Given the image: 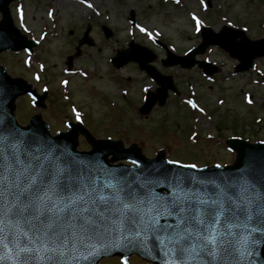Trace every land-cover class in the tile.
I'll use <instances>...</instances> for the list:
<instances>
[{"label":"rangeland","instance_id":"1","mask_svg":"<svg viewBox=\"0 0 264 264\" xmlns=\"http://www.w3.org/2000/svg\"><path fill=\"white\" fill-rule=\"evenodd\" d=\"M11 9L16 25L27 30L30 37L40 40V44L33 54L24 51L1 54L0 63L7 66L13 76H23L33 82L40 91L49 86L48 108L43 112L53 128H63L65 120L76 118L72 114L71 103L63 100L66 97L74 99V104L84 109L86 123L95 129L97 135L104 136L106 132L113 137L128 135L130 137L125 138L127 143L134 140L143 144L150 156L159 148H166L163 145L169 141L168 156L171 158L201 164L232 161L234 157L225 150L222 135L226 137L234 133L233 119L236 116L246 120L248 128L256 125L257 134L253 138L264 139V57L257 59V64L249 71L237 73L234 69L237 60L221 48L211 46L205 54L197 56L221 67L217 75L208 78L198 66L190 70L180 66L165 67L161 63L166 56L165 49L153 42L154 38L166 39L165 44L178 53L196 47L202 39L194 30L193 13L203 21L202 25H209L216 31L225 24L239 28L246 25L244 29L251 38L264 37V0H204V4L201 0H179V3L176 0H18ZM133 13L136 18L134 25L130 21ZM102 25L113 29L110 38L105 37ZM141 27L147 32L141 31ZM87 28H90L89 35L94 45L81 46L80 56L75 59L72 71H68L67 56L75 54ZM131 39L148 46L158 55L154 64L165 74L173 75L175 80L187 82V85L197 83L195 101L213 116L210 118L207 112L197 113L195 122L200 132L197 131L196 135L189 138L192 130L190 117H194V112L178 105L173 97L165 108L155 109L145 117L138 110L123 107L121 85L118 83L126 86L129 77L131 82H136L138 89L143 82H152L136 63L124 66L121 75L116 74L111 58ZM64 81L68 82V91L61 88ZM140 92L142 98L144 91ZM99 93L107 100L115 99L117 108L104 105V96H99ZM250 93H253L252 105L246 103ZM59 107L63 111H59ZM36 110L30 106L28 97L20 98L17 115L21 122L28 120ZM223 114L227 116L225 124L221 121ZM240 118L238 130H235L238 133L248 129L243 127ZM254 118L261 121L252 124L250 121ZM133 122L135 126L143 127V131L122 129L123 125L130 126ZM164 125L168 129L166 137L160 134ZM246 134L251 135L250 132ZM87 147L86 143L80 146ZM102 264L121 263L108 259Z\"/></svg>","mask_w":264,"mask_h":264},{"label":"snow or ice","instance_id":"2","mask_svg":"<svg viewBox=\"0 0 264 264\" xmlns=\"http://www.w3.org/2000/svg\"><path fill=\"white\" fill-rule=\"evenodd\" d=\"M192 19L199 33L203 21L195 13ZM158 186L167 194L156 193ZM103 237L134 248L152 242L164 264H244L264 242V176L247 173L221 184L171 169H126L97 177L66 150L19 131L0 114V264L88 260L100 253Z\"/></svg>","mask_w":264,"mask_h":264},{"label":"water","instance_id":"3","mask_svg":"<svg viewBox=\"0 0 264 264\" xmlns=\"http://www.w3.org/2000/svg\"><path fill=\"white\" fill-rule=\"evenodd\" d=\"M11 0H0V9L3 11V20L0 22V51H2L4 48H7L5 45V42L3 43L4 37L6 38L7 44L9 47H12L15 45V40L18 42V36H19V30L16 29L13 25L12 19L10 17L9 12V2ZM210 33V32H209ZM204 35H209L207 33V30L203 32ZM212 35L218 36L220 34H214ZM243 36V34H242ZM245 39V38H243ZM211 42L220 43L224 47H227V44H224L221 42V40L217 37H212ZM210 42L206 41L199 49L194 50L191 52L190 56L187 57H181L178 60L173 61L172 63H178L181 62L183 66L191 67L194 64L193 56L198 51H203ZM253 44H261L264 46V40L262 41H255L251 42ZM239 52H233L234 55L240 56L241 54H238ZM264 51L257 52L256 54H252L251 57L257 56V55H263ZM241 57V56H240ZM154 57H150V59H153ZM130 59L139 60V56L137 53L131 51V50H124L120 52V54L117 56L116 60L119 61L118 64H121V62H127ZM251 60V59H250ZM200 65L203 66L207 72L213 73L216 68L213 65H208L205 63H201ZM251 65V61L249 63ZM0 72L2 73V76H0V79H3V82H0V114H2L9 125H12L16 127L19 131H23L25 133H31L33 135H38L48 141V143L54 145L55 147L66 150L67 153L71 155L72 148L76 147L77 140L73 136L72 133L66 134L67 136H61L60 139L54 140L52 137L49 136L48 131L49 127L41 118V116H36L32 119L30 125L24 127L21 126L15 119V99L17 96L21 93H24L27 89L29 90L30 87L25 84V82H21L22 80L20 78H11L3 69L0 67ZM18 81V82H17ZM24 86V87H23ZM45 96L41 97V103H44ZM72 147V148H71ZM70 149V150H69ZM258 157L257 160L254 161V163H250L247 166L240 167L239 163L237 162L233 167H226V168H209L204 170H196V169H190L183 170L174 164H168L165 163L164 159H154V160H144L142 159V156L140 159L139 166L136 167H127L123 165H113L109 162H96L94 159L91 160H85L82 159V157L76 158L75 155H71V157L75 158L76 160H79L82 162V166L85 168L87 172H90L92 175L97 177H103L108 172H124L126 169L133 170L137 172L138 174H144L149 171H155L156 169H159L161 172H164L168 169H171L173 172H183L190 175H214L217 178L224 179L230 174L231 169H235L236 174L244 175L247 173H250L254 177H260L264 176V147H260L258 149ZM90 161V162H89ZM159 191V189L156 187L155 192ZM101 244L103 247L100 249V253L97 256L91 257L88 260H84L82 257L78 260H72L68 259L66 264H97V260L102 257L103 255L116 253L122 251L124 249H127L130 245L127 244V242L120 240L118 237H103L101 238ZM3 264H12L11 261L5 259L3 261ZM31 264H49L48 261H33Z\"/></svg>","mask_w":264,"mask_h":264},{"label":"flooded vegetation","instance_id":"4","mask_svg":"<svg viewBox=\"0 0 264 264\" xmlns=\"http://www.w3.org/2000/svg\"><path fill=\"white\" fill-rule=\"evenodd\" d=\"M263 247H264V245H263ZM137 260L141 261V259L138 258L137 256H132L131 257L132 264H148L147 262H142V261L141 262H138ZM196 264H199V262H196Z\"/></svg>","mask_w":264,"mask_h":264}]
</instances>
